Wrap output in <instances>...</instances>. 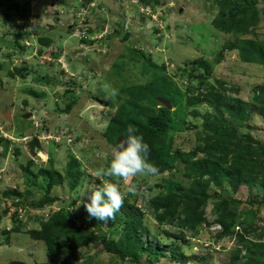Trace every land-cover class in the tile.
<instances>
[{"label":"rangeland","instance_id":"1","mask_svg":"<svg viewBox=\"0 0 264 264\" xmlns=\"http://www.w3.org/2000/svg\"><path fill=\"white\" fill-rule=\"evenodd\" d=\"M68 1V7H65L54 0H0V136L13 140L5 155L0 142V264H12L13 261L44 264L49 260L45 242L33 239L28 229L40 228V221L35 219V215H42L45 219L47 214L42 212L62 206H67L69 210L81 202V191L95 190L98 178L95 172L106 167L114 150L119 148L104 136L111 120L110 112L132 100L128 91L130 86L148 81L155 73L148 58L159 65L164 63L167 74L180 88L181 98L175 100L171 107L172 129L167 137V144L174 150L181 148L186 151L196 146L203 123L202 118L193 117L192 107L187 104L186 87L190 81L184 72L188 67L186 62L202 58L208 60L212 65L211 72H206L205 67L197 63L194 68L200 67L199 72L205 74L211 83L221 78L226 81V86H236L238 91L227 92L251 104L255 103L253 95L257 93L254 87L264 84L262 64L243 62L237 50L221 52L227 42L246 36V33L225 34L214 24L222 4H229L231 0H219L221 3L215 0H163L157 6L155 3L147 6L140 0H96L93 7L84 9L79 7L81 0ZM254 2L258 21L252 25L247 36L264 42V0ZM30 16L38 20L37 33L28 30L20 37L23 47H15L12 41L20 25H33ZM91 27L95 28L94 32ZM47 35L53 39L48 46L38 39ZM85 36H88L87 42H83ZM41 47L42 53L39 51ZM19 66L29 68L31 73L27 78L9 75L10 69ZM199 81L196 79L194 83ZM106 86L117 89L119 95L107 99ZM31 89L40 95L32 94ZM106 100L115 106L107 104ZM205 108V104L200 107L202 111ZM227 117L231 116L227 114ZM196 125L198 128L194 127ZM21 133L29 137L44 136L45 140L40 139L41 150L47 158L33 156L28 150L26 137L21 138ZM237 133H248L264 142V113L254 111L248 120L238 125ZM55 138L59 139V143ZM15 148L22 150L20 154L15 153ZM74 156L80 160L85 171L77 189L70 190L67 185L55 186L51 189V195L58 196L55 202L39 208L32 207V202L43 198L47 179L43 175L34 178L23 166L29 165V159H34V164L29 166L31 171L38 173L40 168H49L47 159L51 158L55 168L65 173L68 162ZM136 177L142 183L138 185L137 198L130 194L126 197L142 206L146 200L142 190L147 189L154 194L158 189L156 185L163 178L161 175ZM261 178L256 180L257 183L242 182L237 190H233L227 181L221 187L213 185L209 189L211 193L217 191L240 198L241 202L236 204L235 220L245 219L246 224L255 230L250 235L251 240H264V175ZM33 181L37 185H33ZM145 183L153 185V189L145 188ZM120 184L123 190L124 181L121 180ZM10 188L19 191L20 195L7 197L4 192ZM214 200L210 199L206 206L209 221L216 217L213 213ZM72 202L74 206H69ZM30 208H33L31 214L28 213ZM16 210L24 226L8 235L3 230L15 225L13 213ZM145 210L143 221L164 238L166 234L163 231L165 228L171 230V226H160L154 215ZM246 210L250 214L243 212ZM70 212L74 226L83 222L92 225L98 222L81 217V214L88 216L83 202L78 210ZM119 212L123 217L122 211ZM101 224L106 230L115 225L120 230L124 228V223L119 222L117 216L114 221ZM119 235L114 234V237ZM187 238L196 253L206 252L215 239L202 226L195 236L189 231ZM214 245L217 248L213 247L209 262L229 264V253L236 246L235 237L225 236ZM98 246L91 243L80 249L79 254L87 262L91 260L92 264H125ZM193 251L188 249V253ZM160 264L165 262L161 260Z\"/></svg>","mask_w":264,"mask_h":264},{"label":"trees","instance_id":"2","mask_svg":"<svg viewBox=\"0 0 264 264\" xmlns=\"http://www.w3.org/2000/svg\"><path fill=\"white\" fill-rule=\"evenodd\" d=\"M95 1L81 0L79 7L81 9L93 7ZM140 1L147 6H151L152 3L156 6L163 3V0ZM215 1L221 3L219 0ZM254 1L231 0L229 4L223 3L214 19V24L225 34L244 35L246 33L245 37L236 38L235 41L227 42L226 46L223 45L221 52L227 49L237 50L243 62L262 64L264 67V42H258L247 36L251 33L252 25L258 21ZM54 2L65 7H68L66 4L69 3L68 0H54ZM23 27L24 25H20L12 41L18 48L23 47L20 37L27 33ZM90 29L95 31V28ZM38 39L47 46L53 43L52 37L48 35L40 36ZM88 40L83 39V42ZM39 51L42 53L43 48L41 47ZM148 62L155 73L148 81L128 88L132 100L110 112L112 116L104 136L109 143L119 147V137H126L129 125L135 127L137 134L142 135L144 141L149 144L151 149L149 160L158 167L159 175L163 178L156 185L158 189L151 194V199L143 202L144 208L125 197L124 204L119 210L122 211L123 217L120 216L119 211L115 214L119 222L124 223L122 230L117 227L118 225L106 230L101 223L96 222L92 225L87 221L86 224L83 222L81 225L74 226L67 206L52 210L46 219H42L44 218L42 215H35V219L40 221V228H30L28 233L33 239L45 242L49 260L44 264H59L60 261L62 264H92L91 260L87 262L79 254L80 249L91 243L99 245V249L112 253L125 264H160L161 260L165 264H211L209 260L214 246H209L204 253H196L187 235L189 231L194 236L197 235L200 226L203 227L204 223L212 222L220 223L222 226L214 242L218 243L225 236L235 237L236 246L229 253V264H264V240H259L260 238L251 240L250 235L255 230L246 224L245 219L239 222L235 220L236 204L241 202L240 198L209 191L211 186L221 187L226 181L233 190H237L242 182L255 183L256 180L262 179L264 142L252 138L248 133L238 135L237 127L248 120L254 111L264 113V84L254 87L257 93L253 95L255 103L251 104L227 92L228 90L238 91L236 86H226V81L221 78H216L215 83H211L205 74L199 72L200 67H205L206 72L212 71V65L208 60L202 58L186 62L192 69L189 70L187 67L184 71L190 81L186 87L187 104L192 107L193 117L202 118L203 123L196 146L186 151L181 148L174 150L170 144H167V137L172 129V110L159 98H166L173 105L175 100L181 98L180 88L167 74L164 63L159 65L149 58ZM196 63L200 67L195 69ZM29 73L31 71L27 66L9 70L11 77L27 78ZM196 79L200 80L197 84L194 83ZM220 87H222L221 90ZM30 92L36 96L40 95L34 89ZM108 103L112 107L115 106L110 100ZM204 104L207 108L202 111L200 107ZM249 105L253 106L249 107ZM227 114L231 116L230 120L227 119ZM194 127L198 128L197 125ZM0 142L3 143L5 155L13 140L0 136ZM26 144L33 156L42 158V144L37 135L31 136ZM14 151L20 154L22 150L15 148ZM47 160L49 168H40L38 173L31 171L29 166L34 164V159H29V165L23 166L26 171L32 173L34 178L43 175L47 179L43 198L31 203L34 208L58 199L57 195H51V189L55 186L67 185L70 190H76L85 174L82 163L75 156L68 162L65 173L55 168L51 158ZM106 179L115 180L108 177L97 178L95 190L102 187ZM32 183L37 185L34 181ZM132 183L142 184L139 177H134ZM144 187L153 189L154 186L145 183ZM4 194L7 197H17L20 192L10 188L5 190ZM134 197L137 198V195ZM210 199H215L213 213L216 217L213 221H209L206 214V206ZM69 206H74V202ZM145 209L154 215L160 226H171V230L165 228L163 231L166 234L164 238L143 221L146 216ZM31 211H33L32 208L28 213L31 214ZM243 212L250 214L248 210ZM85 215L81 214V217H88ZM13 220L15 225L3 230L8 235L12 231H20L24 226L18 211L13 213ZM114 234L120 235L115 238ZM189 248L192 249V253H188Z\"/></svg>","mask_w":264,"mask_h":264},{"label":"clouds","instance_id":"3","mask_svg":"<svg viewBox=\"0 0 264 264\" xmlns=\"http://www.w3.org/2000/svg\"><path fill=\"white\" fill-rule=\"evenodd\" d=\"M29 20L31 23H36V27L32 32L37 33L35 29L39 27L38 20L36 18L34 19L32 16H30ZM26 26L30 25L25 24L24 27ZM25 31L28 33V30ZM87 37H84V39H87ZM105 91L107 92V99H114L119 95V91L110 86H106ZM25 136H21V138ZM57 143H59V140ZM150 151V146L144 141L143 136L138 135L137 129L132 125H129L126 137L121 139L119 148L114 150L112 159L108 165L99 168L95 172V176L98 178L108 177L115 178V180L112 181L110 179L105 181L103 186L96 190H84L79 193L80 201L83 202V206L86 209L89 218L95 219L103 224H108L109 222L114 221L116 218L115 214L123 206L125 197L129 194L136 195L138 192V185L131 182L132 178L136 176L157 177L159 175L158 167L149 160ZM121 180L124 181L123 190L121 189ZM142 194L146 199L152 198L147 189L142 190ZM85 197H87V199H85ZM81 202L75 207L70 208L69 212L78 210ZM48 212L49 215H47V217L50 216L51 210H48ZM42 213L44 215V212ZM203 227L209 231L214 238L219 231L222 230L221 224L217 222H212L210 224L204 223ZM214 227L216 228L214 229ZM211 243L217 248V245H214V242H210V245ZM59 264L62 263L60 262Z\"/></svg>","mask_w":264,"mask_h":264},{"label":"water","instance_id":"4","mask_svg":"<svg viewBox=\"0 0 264 264\" xmlns=\"http://www.w3.org/2000/svg\"><path fill=\"white\" fill-rule=\"evenodd\" d=\"M159 99H160L164 104H166L169 108L172 107L171 102H170L169 100H167L166 98L160 97ZM104 101H105V100H104ZM106 101H107V100H106ZM107 104H108V101H107ZM9 113H10V111L8 110L7 115H6L7 117L9 116ZM30 113H31V112H30ZM30 113L27 114V115H25V117L29 116ZM122 138H125V137H124V136L119 137V139H118V143H119V144H120ZM44 156H45V154H44V153H41V157L44 158ZM12 264H27V263L24 262V261H13ZM36 264H38V263H36Z\"/></svg>","mask_w":264,"mask_h":264},{"label":"built area","instance_id":"5","mask_svg":"<svg viewBox=\"0 0 264 264\" xmlns=\"http://www.w3.org/2000/svg\"><path fill=\"white\" fill-rule=\"evenodd\" d=\"M82 9H84V8H82ZM36 27V23L35 22H33V25L31 26H26V27H24V30H30V31H32L34 28ZM84 32H86V31H84ZM85 37H87V36H85ZM38 136V135H37ZM26 137V140L25 141H27V139L29 138V136H25ZM28 137V138H27ZM40 139H44L45 140V138H44V136H38ZM55 139H57V141L59 140L58 138H55ZM44 213H46L47 215H49V212L47 211V212H44ZM216 227H214V229H215Z\"/></svg>","mask_w":264,"mask_h":264},{"label":"bare ground","instance_id":"6","mask_svg":"<svg viewBox=\"0 0 264 264\" xmlns=\"http://www.w3.org/2000/svg\"><path fill=\"white\" fill-rule=\"evenodd\" d=\"M44 158H46V155L44 156Z\"/></svg>","mask_w":264,"mask_h":264}]
</instances>
